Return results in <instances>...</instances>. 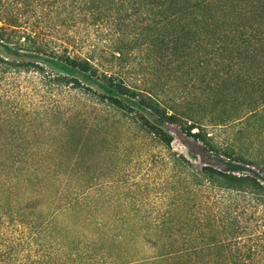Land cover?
Listing matches in <instances>:
<instances>
[{
    "label": "trees",
    "instance_id": "obj_1",
    "mask_svg": "<svg viewBox=\"0 0 264 264\" xmlns=\"http://www.w3.org/2000/svg\"><path fill=\"white\" fill-rule=\"evenodd\" d=\"M71 2L81 12L92 11L97 16L102 11L101 17L108 14L102 18L113 24L116 41L111 58L117 61V70L94 63L93 51L83 54L68 37L43 39L37 31L22 27L18 19L0 17V47L16 56H0V86L11 88L0 94V128L6 124L21 131L37 120L48 124L59 119L61 134L72 131L70 141L77 137L78 142L67 156L59 149L52 164L45 162L50 152H44L45 147H33L29 159L16 152L1 162V169L9 172L17 165L13 170L16 178L23 171L30 172L31 166L42 168L34 173L33 181L49 184L54 193L48 207L28 202L17 213L10 208L0 212V230L6 225L13 233L0 235V264H264V184L256 177L236 174L231 162L246 161L235 156L231 146L220 151L202 126L203 120H209L207 113L216 110L226 118L211 121L213 126L240 121L231 116L234 103L241 99L233 89L241 92L259 81V71L252 66L259 56L254 58L252 53L264 47V0ZM26 57L44 58L74 76L54 73L24 60ZM134 59H141L154 77L143 89L129 79L130 69L124 70ZM224 64L229 69L222 74ZM22 76L36 77L46 89L86 95L92 107L87 111L68 104L65 111L58 106L34 111L28 113V127L23 126V111L8 109L16 98L5 96L19 88ZM82 80L94 83L101 92L92 91ZM171 91L179 95L170 96ZM116 117V124L130 118L134 135L108 140L113 125L110 120ZM166 125L178 127L200 144L207 154L204 166L197 167L172 152ZM10 135L14 133H5L3 140ZM92 137L99 142L98 157L94 153L84 157L81 152L89 148ZM143 140L159 152L147 151L146 160L141 162L149 167L161 165L165 170L163 214L149 218L103 213L90 192L114 179L128 163L125 159L132 160L146 151ZM112 150L122 159L105 166L103 161ZM221 155L226 160L224 169L209 165ZM97 161L105 167L90 166ZM41 163H45L43 167L38 166ZM58 163L65 167L58 170ZM17 181L5 185L9 197L17 190ZM124 198L117 195L108 204L126 210L132 203L128 199L123 203Z\"/></svg>",
    "mask_w": 264,
    "mask_h": 264
},
{
    "label": "rangeland",
    "instance_id": "obj_2",
    "mask_svg": "<svg viewBox=\"0 0 264 264\" xmlns=\"http://www.w3.org/2000/svg\"><path fill=\"white\" fill-rule=\"evenodd\" d=\"M100 13L98 12L96 16L92 11L81 12L74 3H70V0H0V17L18 19L22 27L30 31H37L43 39L63 40L68 37L76 42L77 47L82 49L83 54L88 52L92 53L93 51L94 63L98 62L104 66L108 65L114 67V70H117V61L111 58L114 41H116L113 24H111V20L102 18L108 17V14H102L101 17ZM111 14L114 16L115 11L111 12ZM94 48L95 50H93ZM262 49L252 53V55H255L254 58L258 56L260 58L261 56L264 57V52L261 53V51H264ZM8 53L7 50L0 47V56L16 57L15 54L10 56ZM135 53L138 56L137 51ZM259 57L252 64L259 71V81L257 83L252 82L254 84L250 86L247 85L241 92L237 88L233 89V91L235 90L239 93L241 99L238 103H234V110L231 116L240 118V121L228 122L223 126H213L210 124L211 121L217 123L220 118L223 120L226 118L225 114H222L220 110H216L207 113L206 116L209 120H203L202 126L207 136L210 137L209 139L212 140L211 143L216 145L220 151L231 146L235 150V156L242 157L246 161L244 164L231 162L232 170L236 174L256 177L264 184V106L261 107L264 103V70L262 68L264 67V60L262 61ZM18 59L22 60L23 58ZM24 60L36 62L40 66L52 70L57 74L67 75L69 77L74 76L71 72L60 69L44 58L36 59L26 57ZM140 62L141 59L130 60L125 64L126 67L124 70L130 69L129 79L139 89H143L147 82H151L149 79L151 78L152 80L154 77L147 70L145 63ZM131 69H135V72L133 73ZM225 69H229L227 64L221 67L222 74H224ZM19 81L21 83L19 88H14L12 92L5 93V96L16 98L13 105L8 109L18 108L23 111L24 116L21 123L23 126L28 127L31 117L28 113L32 114L34 111L40 112L51 109V107L54 109L56 106L60 108V111H65L68 104L75 106L76 109H87V111L92 107L91 100L79 92L67 89L43 88L36 77L29 79L27 76H22ZM82 82L85 86L91 88L92 91L101 92L94 83L84 80ZM6 88L5 85L0 86L1 95L3 92L11 90V88ZM178 93V91L176 93L171 91L169 94L170 96L172 94L177 96L179 95ZM170 96L168 95V97ZM129 119L122 120L120 124H116L117 117L111 119L110 122L113 125L110 131H108V140H118L134 135ZM61 123L62 120L59 119H51L48 124L40 123L37 120L30 124L27 130L23 129L21 131L18 128H16L17 130L7 128L8 125L4 124L0 128V165L7 155L15 154L16 152L21 153V157L22 155L28 156L27 159H29V153L35 147L38 149L45 147L43 149L44 152L50 151L47 153L46 158L48 159L45 161L50 164L54 162L53 157L57 156L56 152H59V149H62L66 156L71 154L78 144L75 141L77 137H75V140L70 141L72 131L61 134L62 132L60 131L62 130L59 131L57 129ZM49 129H53V131L48 134ZM164 130L172 138L171 150L173 153L184 157L197 167L205 165L204 162L207 161V154L202 151L200 144L194 142L176 126L166 125ZM11 131L14 135H10V138L6 141L3 140L4 134L11 133ZM63 137L65 138L64 142L68 141L67 143L61 141ZM15 138L23 139V142L14 141L13 139ZM96 144L99 145V142L93 138V141L89 143V148L81 152L82 156L89 157L94 153L98 157V147ZM143 145L146 151L135 155L132 160L125 159L128 163H125L124 167L115 174L114 179L106 180L101 185L98 184L100 187H96V189L90 192V196L95 199L97 206L100 205L98 206L99 210L101 211L103 209V213L110 216L118 213H126L129 216L136 214L138 217L145 216L149 218L163 214V203H165V200L162 197L161 188L164 186L163 178L165 170L161 165L149 167L147 164L145 165L141 162L142 160H146L144 156L147 155V151H153V153L159 152L157 148H152L144 140ZM45 149L48 150L46 151ZM115 152L116 150H112L108 153L109 156L106 155L103 161L105 162V166L109 164L112 166L115 163H119L122 159L120 155L115 157ZM225 161V157L221 155L219 158L214 157L208 163L215 169L222 170L225 168ZM44 164L41 163L38 166L43 167ZM95 165H99V167L103 166L99 161L90 162L91 167ZM16 166L10 167L12 169L11 172L7 169L2 170L1 168L3 167L0 166V184L3 185L0 186V212L9 211L8 208H10L11 211H16L17 213L28 202L38 203L42 208L48 207L54 189L47 183H40L37 180L33 181L34 173H40L42 168L37 167L35 170L36 166H31L33 168H31L30 172L26 173L23 171L22 176L16 178L14 176L15 172H13ZM57 166L56 168L59 170L64 168L65 164L58 163ZM18 167L22 169L23 166L20 165ZM53 167L56 169L55 166ZM15 179H18L16 183H19L17 184V190H14L13 194L9 197L7 190H5V185L9 184L8 181ZM28 179L32 180L30 181ZM39 181L41 180L39 179ZM60 191L64 192V190ZM117 195H124L126 198L122 200L123 203H127L128 199L132 205L127 206L126 210L122 208L120 210L115 209L112 204H108V201L113 202ZM102 201L106 203L103 204ZM133 208L135 210H132ZM4 220L7 219L4 218ZM4 226L3 228L1 226L0 235H12L13 233H10L7 226ZM138 237L136 236L135 241L137 242V247L140 248V240Z\"/></svg>",
    "mask_w": 264,
    "mask_h": 264
}]
</instances>
